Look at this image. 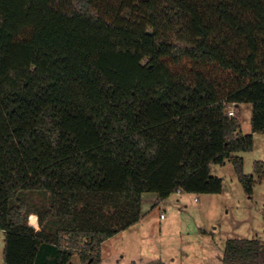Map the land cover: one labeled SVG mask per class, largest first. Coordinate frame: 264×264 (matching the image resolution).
<instances>
[{
	"label": "trees",
	"instance_id": "16d2710c",
	"mask_svg": "<svg viewBox=\"0 0 264 264\" xmlns=\"http://www.w3.org/2000/svg\"><path fill=\"white\" fill-rule=\"evenodd\" d=\"M260 132L264 0H0L3 264H101L142 194H220L226 161L251 198L264 163L236 154ZM221 264H264V243L229 239Z\"/></svg>",
	"mask_w": 264,
	"mask_h": 264
},
{
	"label": "rangeland",
	"instance_id": "374dc122",
	"mask_svg": "<svg viewBox=\"0 0 264 264\" xmlns=\"http://www.w3.org/2000/svg\"><path fill=\"white\" fill-rule=\"evenodd\" d=\"M251 112L250 104H241L235 110L240 121L239 132L243 136L251 132ZM252 137V150L239 154L246 175H253L254 162L264 163V132L254 133ZM211 175L222 179V193H186L185 202H177L175 196H171L163 204H152L148 199L153 194H145L142 210L147 214L149 225H138L125 231L109 245L106 243L104 252L107 246H114L128 253V258L134 259L135 264H221L219 259L229 239H257L264 243V180L254 185L249 198L230 161L222 166L212 165ZM32 199L34 203L30 207L41 210L44 204L41 198L34 195ZM160 213L165 220H159ZM28 224L38 228L34 211L28 216ZM3 248L4 233L0 231V264H3ZM72 261L79 264L77 254ZM126 261L120 264H128ZM110 263L104 261V264Z\"/></svg>",
	"mask_w": 264,
	"mask_h": 264
},
{
	"label": "crops",
	"instance_id": "0c3cea01",
	"mask_svg": "<svg viewBox=\"0 0 264 264\" xmlns=\"http://www.w3.org/2000/svg\"><path fill=\"white\" fill-rule=\"evenodd\" d=\"M240 105L241 104H239L237 107H236V110L237 109H239V107H240ZM240 122V121H239ZM241 135V134H240ZM239 154H241V153H239ZM239 154H236L237 156H239ZM225 165V164H224ZM211 167H212V165H211ZM222 192H223V190H222ZM221 192V193H222ZM145 194H147V193H144V194H142V203H143V196L145 195ZM150 194H153L152 196H150L151 198H149L148 199V201H150V202H153L152 204H155L156 202H157V204H163V203H165L167 200H169V198L171 197V196H175V198H176V201L177 202H185V201H187L185 198H184V196H185V193H173V194H171L167 199H165L164 201H158V198H157V195L156 194H154V193H150ZM194 201H195V199H193ZM156 204V205H157ZM155 206V205H154ZM153 206V207H154ZM151 209H153V208H151ZM141 212H142V217H141V219L136 223V224H134L133 226H131L130 228H128V229H126V230H124V231H121L120 233H118V234H116L114 237H112V238H110V239H108V240H106L105 242H103L102 244H101V264H104V261H106L107 263L110 261L111 263L110 264H120L121 263V261H123V260H127L126 262H128V264L129 263H131V262H134V261H132V260H134V259H130V258H128V253H126V252H124V251H122V250H120L119 248H114V246H111V247H108L107 246V251H105L104 252V245L106 244V243H108V245H109V242L111 241V240H113L115 237H118L119 235H121V234H123L125 231H130L131 229H135L136 227H138V225L140 226L141 225V227H143V226H145V225H149L148 224V218L146 219V213H144L143 212V210H142V205H141ZM149 212V211H148ZM162 213H160V215H161ZM160 215H159V220L160 221H163V220H165V217L163 218V219H161L160 218ZM112 253H114L113 255H114V257H113V255H112V257H108L109 255H111ZM104 254H106L107 256H105ZM220 260V262H221V259H219ZM135 263V262H134Z\"/></svg>",
	"mask_w": 264,
	"mask_h": 264
},
{
	"label": "built area",
	"instance_id": "2783aa9c",
	"mask_svg": "<svg viewBox=\"0 0 264 264\" xmlns=\"http://www.w3.org/2000/svg\"><path fill=\"white\" fill-rule=\"evenodd\" d=\"M233 114H234L233 109L229 110L228 115H229V116H233ZM177 193H180V191H177ZM195 201H196V199H195ZM160 218L163 219V218H164V215L161 214V215H160Z\"/></svg>",
	"mask_w": 264,
	"mask_h": 264
}]
</instances>
